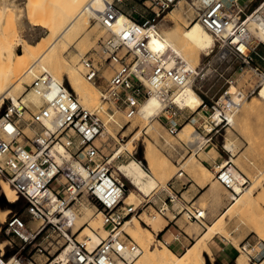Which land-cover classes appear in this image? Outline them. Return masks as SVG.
Here are the masks:
<instances>
[{
	"label": "built area",
	"instance_id": "1",
	"mask_svg": "<svg viewBox=\"0 0 264 264\" xmlns=\"http://www.w3.org/2000/svg\"><path fill=\"white\" fill-rule=\"evenodd\" d=\"M122 1L106 2L98 17L92 18L107 31V36L93 51L97 60L86 55L81 59L83 76L93 84L102 78L100 68L112 71L100 89V108H84L68 84L43 71L34 75L25 88L37 101L18 98L0 115V180L24 201L28 215V220L16 213L5 219V234L16 237L20 244L11 255L0 250V264H117V260L128 264L123 252L128 249L138 255L141 251L132 241H125L126 235L121 238L117 230L126 220L139 218L138 210L143 207H153L160 215L169 208L198 223L204 219L201 211L182 198L186 184L181 183L178 189L173 185L182 174L166 184L162 190L166 198L153 193L137 206L127 202V188L110 171L95 144L105 129L100 113L102 106L107 105L104 111H118L131 118L145 98L155 95L164 103L159 116L168 134L176 136L182 124L189 122L204 138L203 147L213 146V140L231 127V120L254 90H230L231 83L227 81L226 89L209 96L208 90H203V82L222 77L220 63L232 62L237 68L259 70L252 65L259 43L249 44L248 19L264 26V1L245 14L236 0L229 5L224 0H187L195 9V21L213 38V46L205 54L211 59L194 67L173 51L148 48L147 28H157L156 19L176 0H143L149 3L152 17L141 16V23L128 17L130 23L115 29L117 16L122 13L118 4ZM258 58L264 62V57ZM187 84L200 98L194 110L174 102L178 89ZM25 129L33 134L26 135ZM229 161L230 158L219 164L215 178L228 191L234 184L244 190L246 178L238 181L234 175L236 167ZM82 197L97 204L108 232L93 250L75 237L79 228L73 206ZM176 204L179 208H174ZM8 246L13 247L11 242ZM240 249L252 264H264V254H259L254 245L246 243ZM36 255L45 260L38 262Z\"/></svg>",
	"mask_w": 264,
	"mask_h": 264
},
{
	"label": "rangeland",
	"instance_id": "2",
	"mask_svg": "<svg viewBox=\"0 0 264 264\" xmlns=\"http://www.w3.org/2000/svg\"><path fill=\"white\" fill-rule=\"evenodd\" d=\"M185 1L186 4L182 16L180 18H173L172 21L166 19L167 12L174 8L177 3L176 0L167 11L160 14V16L156 19L157 29L172 28L178 33L186 29L188 24L195 20V10H191L188 1ZM256 1L258 3H261L264 0ZM31 2L34 3V5L30 3V0H0V76L5 70L1 63V54L5 50L14 48L18 53H20L22 50V43L24 41H29L32 44H35L34 49H38V47L43 42L51 37L52 30L56 32V25L58 28L66 20V16L63 14L66 12L64 6L69 2V0H31ZM123 2H125V0H123L122 3L118 5H122ZM132 3L141 10H146L150 13L149 3H144L143 0H134V2ZM3 4H6L5 8H3ZM30 5L32 6L33 10L32 14L29 11ZM123 6L124 5H122V7ZM61 14L62 18L59 19L61 17ZM58 21L60 22L57 24ZM43 22L51 24L53 23V29L48 25L41 26L43 25ZM89 29H92L93 36H91L92 38H90L88 42L83 41L85 35L84 33L81 35L78 34L79 36L76 34L74 35V37L71 36L70 39L68 38L66 45L61 41L57 42V44H55V46L52 47V49H50L48 53L50 54L51 50L53 52H56L57 49V52L61 53L59 54V57H61L62 59L65 58L66 60H71L74 57L73 55L75 52H80L82 56L86 55L94 57L97 60L98 58L93 53V51H96L98 49V43L102 38H105L107 36V31L100 27L94 20H92V18L89 19V27L87 30ZM258 43L259 45L256 51L259 54L264 55V42ZM57 45H59L61 48L62 46H64V48L61 49ZM53 52L51 53L53 54ZM54 55L56 57V53ZM207 59H211V56L206 57L205 53L201 52L200 58L196 62L197 64L194 63V65L196 64L195 66H197ZM254 59L256 60L257 64L261 65V68L257 72H255L250 67L237 68L236 66H234V64H232V62L222 64L220 63L219 66L223 74L222 77H216L203 82V90H208L209 96L220 94L222 90L226 89L229 86L228 82H232L230 86L233 84V87L240 88L245 93L254 90V93L248 98L247 101L242 104L238 112L235 114L234 118L232 119L233 124L231 125V127L226 130H222L220 136H217L213 140L219 152L224 154V158H215L217 165L222 160H228V158H230V160H232V164L247 178L245 189H248V187L251 186L250 188L252 191V196H254H251L250 198L254 205L252 204L249 210L243 211L239 208H237L238 210L235 208L236 211L231 210L228 213V216H225V218L220 220L221 224L219 223L218 219L227 208L228 203L232 201H230L229 199V191L222 184L217 182L215 178V171L218 170L217 168H215V166L214 169L209 170L208 173L204 175L196 169L197 165L195 164L196 168H194V165L193 168L197 171L194 173L193 169L189 167V164L188 162H186V160L191 154H194L195 157L196 152H194L187 143L181 141L178 134H176V136L168 134L166 128L163 126L160 120V116L151 121V124L154 126V130L146 131L148 123L140 118L137 113L133 117L127 118L123 113L118 111H111L109 109L107 111H104L107 108V105L102 106L103 112H101L102 114L100 113V117L103 123L105 122L104 125L106 130L104 129L102 135H100L95 140V144L100 148L105 160L108 161V159L114 154L115 149L120 144L125 143L135 133H139L137 140L133 142V148L131 152H127L126 150H124L119 154V156L113 159L110 164L108 163V166L112 173L114 172V169L117 165L125 164L130 159H134L140 163V166L148 174H150L148 165L143 157L144 145L147 142H150L155 147L158 153V163L159 165H162V169L156 174H153L156 180L157 187L149 195V197L153 193L158 194L160 197L163 194L166 195V193L162 190L165 189V186L168 182L174 181L176 174L179 171L183 172V176H181L180 178L181 180L184 179V176H187L192 180L191 183H193V185L190 187V193H183L182 198L186 202H192L193 208L204 212L205 217L202 220V225H199L197 223L190 225V223H192L193 221L187 219L185 215H183L182 219L185 220L188 225H190V227L192 228L191 230H193L196 235L200 234L203 231L202 229H204L206 225H211L213 222H215V229L218 228V233L217 230L214 229V227L212 228L213 234H211L212 231L210 233L213 236H211L209 240L211 256L204 255L206 264H235V259L239 254L245 257L246 260V256H244L242 252L238 251V249L246 243L254 245L256 247L255 250L258 251L259 254H264V241H262L259 235L256 233V231L259 230L260 233L264 234V221H262L264 220V201H261L259 199L260 195L264 194V101H255L254 99H252V97H254L257 93L262 78H264V63H261L257 56H255ZM82 73L81 75H83ZM100 75L102 78H100L96 82V84L89 82L91 86L98 90V100L100 104L95 107V109L100 108V106L102 105L100 101V89L105 85L106 81L110 79L112 71L111 69L104 67L101 68ZM63 81L67 84V80L65 77ZM26 85L28 84L23 82L20 85V89L16 91L17 100L25 93H28V90L25 91ZM233 87H231V90L233 89ZM10 100L12 99L7 97L2 98L0 102V115L10 104ZM251 100V104L253 103V100L255 102L252 104V109L248 111L247 105L251 106L249 104L250 102L248 101ZM82 106L88 110H95L93 108L89 109L84 105ZM108 117H111V119ZM107 119H110L108 123H106ZM185 124H189L190 128L196 131L189 122H185L184 124H182V126ZM106 126L108 128H106ZM107 129H109L110 133L114 134V137H112L111 134L107 132ZM24 132L28 136H31L33 134V131L30 129H25ZM196 132L198 133V131ZM227 141H231L233 143L234 151L233 153L227 152V155H225V153H223L225 152L223 149V145ZM212 150H214V148L211 145L206 148L202 146L200 151H197L199 153L198 157L196 156L195 159L205 165L201 161V158H204V152L207 151H209L211 155ZM113 175L121 180L127 188L125 197L127 196L129 190H134L127 179L121 177L118 174L113 173ZM206 180H209V183H215L216 191H218V193L220 192L218 195V199L212 200L208 197L206 193V186L201 188L203 182H205ZM196 184H198V186ZM137 197V199L134 198L133 200L132 204L134 206H137L142 200L147 199L146 197H143V195H138ZM258 202H260L261 204ZM257 203L259 204V206ZM84 206L92 209L95 214L100 211L99 207L93 200H86L85 197H82L73 206V209L76 210L77 214L76 223L82 221L84 222L85 220L82 217V209ZM177 207L179 208L178 204L174 206V208ZM0 208L9 210V212L5 216V219L8 218L11 214L16 213L23 219L28 220L24 201L21 198H17L14 202H8L4 194L1 192V187ZM146 208L147 206L143 207L141 210H138L139 218H137L136 216V219L139 221V224L141 226L149 229V226H147L143 222L144 219H152L153 217L162 218V216L155 212L153 208L149 207L148 210H146ZM166 215L169 218L172 217V215L168 212L166 213ZM99 217V226H102L105 229V227L103 226L102 215L100 214ZM91 219L92 220L87 221L83 225L88 226L89 222H93L95 225L97 218L93 216ZM4 221L0 222V243L5 242L2 249L4 250L5 254L11 255L18 248L20 243L16 237L5 234ZM219 228L223 231L219 230ZM94 232L98 233V230L94 228ZM77 233L75 234V237L78 241L82 242V240H79L80 238L78 237ZM123 234L127 236V240L125 241H132L141 250V254H143V247L145 246H148L147 249L149 251H153L161 247L158 246L154 236L151 237L141 234L139 238L140 242L137 243L136 241L132 240L130 236L124 231H121L120 233L121 238L125 239V236ZM51 235L52 237H55V234ZM106 236L104 238H106ZM8 242H11L13 246L12 248L8 246ZM162 247L166 246L163 245ZM251 254H254V252H251ZM181 255H175V257L179 259ZM210 258L212 259L210 260ZM34 259L38 262H43L45 260L43 256L38 255L34 256ZM255 263H257V261ZM250 264L252 263L250 262Z\"/></svg>",
	"mask_w": 264,
	"mask_h": 264
},
{
	"label": "bare ground",
	"instance_id": "3",
	"mask_svg": "<svg viewBox=\"0 0 264 264\" xmlns=\"http://www.w3.org/2000/svg\"><path fill=\"white\" fill-rule=\"evenodd\" d=\"M109 1L111 0H69V2L64 6L66 12L63 14L66 16V20L58 28L56 25V32L52 30L51 37L45 42H43L38 47V49H34L35 44H32L29 41H24L22 43V50L20 53H18L14 48L5 50L1 54V58H2L1 63L3 65V68H5V70L0 76V102L2 98L7 97L12 99L10 100L11 103L16 104L17 102L16 91L20 89V85L23 82L29 85L31 82L30 80L34 77V75H38V73L40 74L41 72L44 71L51 74V76L58 79L59 81H62L65 77L68 86L76 94L80 104L84 105L85 107H88L89 109L92 108L95 109V107H97L100 104L98 100V90L93 86H91L89 81H86L84 76L81 75V73L83 72L81 59L84 56H82L80 52H75L73 55L74 57L71 60H66L65 58L62 59L61 57H59L60 56L59 54L61 53L57 52V49L56 52H53L51 50L53 54L51 52L49 54L48 51L52 49V47H54L55 44H57V42L59 41L63 42L66 45L68 38L70 39L71 36L74 37V35L76 34L81 35L84 33L85 35L83 41L88 42L90 38H92L91 36H93L92 29L87 30L89 27V19L97 18L99 13H101L106 7V2ZM30 3L34 5V3L31 2V0ZM185 4H186L185 0H177V3L174 6V8L167 12L166 19L172 21L173 18H180L184 12ZM5 7L6 4H3V8ZM190 9L192 10L194 8H190ZM29 11L31 14L33 13L31 5ZM61 18H62V14L59 19ZM59 22L60 21H58L57 24ZM127 23H130V19L124 14L120 13L117 16L114 28L116 29ZM52 24L43 22V25L41 26L48 25L53 29ZM248 27H249L248 41L250 45L253 46L256 45L258 42H264V26L254 21L253 18H249ZM147 30H148L149 50L162 51V52L166 50L173 51L174 53L182 57L191 67H194L197 64L196 62L199 60L201 52L207 54L208 50L213 46L212 36L200 25L199 22L195 20L190 22L186 27V29L184 30L181 29L182 31L180 33L176 32L172 28L157 29V28L149 27L147 28ZM62 48H64V46H62ZM55 53H56V57L54 55ZM194 63L196 64L194 65ZM233 86H234L233 84L230 86V90L231 87ZM20 98L22 101L25 100H30L31 102L37 101V97L30 92L25 93ZM252 99H254L255 101L257 100L264 101V78H262L257 93L254 97H252ZM254 100L253 103L255 102ZM174 102L180 107H188L194 110L199 105L200 98L190 87V85L187 84L178 89L177 96ZM248 102H250L249 104L251 106L247 105L249 108V109L247 108V110L250 111V109H252L253 103L251 104L252 100ZM163 105H164L163 101H161L160 98H158L155 95H151L145 98L141 102L137 114L146 123H148L147 124L148 127L146 131L154 130V126L151 124L152 123L151 121L159 116L163 108ZM108 118L111 119V117ZM110 119H107L106 123H108ZM232 124H233V120H231V125ZM106 128L108 127L106 126ZM107 132L110 133L109 129H107ZM198 133L192 130L189 124L183 125L177 132V134L179 135V139L187 143L193 149L194 152L200 150L204 144V138ZM110 134L112 137H114L113 133ZM138 136L139 133L137 132L133 136H131L125 143L120 144L115 149L114 154L108 159L107 162L110 164V162L113 159H115L117 156H119V154L124 150H126L127 152H131L133 148V142L137 140ZM55 148L59 153H62V148L60 146L56 145ZM223 149L228 153H233L234 145L231 141H227L226 143H224ZM208 155H210V153H208ZM211 156L212 158L218 156L215 150L211 151L210 157ZM143 157L148 165L150 174H148L140 166V163L134 159H130L125 164L117 165L113 172L114 174H118L121 177L127 179L130 185L133 187L134 190H129L127 194V202L129 204H132L134 198L137 199L138 195L141 196L143 195V197L149 196L157 187L156 180L153 174L159 172L162 169V165H159L158 153L155 147L150 142H147L144 145ZM186 162H188L189 167L193 169L194 173L197 170L204 175L208 173L207 168L202 163L198 162L195 159L194 154H191L187 158ZM224 162L225 160H222L221 162H219V164H224ZM229 162L232 163V160H230ZM195 164L197 165L196 166L197 168L195 167ZM219 164L216 165L217 169L219 168ZM193 165L194 168H196L197 170L193 168ZM181 174H183V172L179 171L177 172L176 175L180 176ZM241 174L242 173L236 168V172H234V175L240 182L244 178H246L243 174H242L243 176ZM209 182H210L209 180L203 182L201 188L206 186L207 187L206 193L208 197L212 200L218 199L219 198L218 195L220 192L218 193V191H216V185L214 182L212 183ZM217 182L219 181L217 180ZM196 185L198 186V184ZM0 187H1V192L4 194L8 202H14L18 198L17 195L14 193L13 189L9 187V185L6 182L4 181L2 182V180H0ZM250 187L251 186H249L248 189L242 190L238 184L232 185V190L229 191V196H230L229 199L232 202L228 203L227 208L218 219L220 224H221L220 220L225 218V216H228V213L231 210L234 211L235 208L236 209L239 208L245 211L251 208L253 203L252 200H250L252 196V191ZM259 199L261 201H264V194H261ZM8 212L9 210L0 208V222L4 221L5 216L7 215ZM82 213H83L82 217L85 220L84 222L82 221L76 223V227L80 228L77 234L78 237L80 238L79 240H82V243L86 246V248L88 250H93L102 240V238H104L108 234V232L102 226H99L100 212L95 214L92 209L84 206L82 209ZM201 214L204 216V212L201 211ZM93 216L97 218L95 225L93 222H92L93 224L89 222L88 226L83 225L87 221L92 220L91 218ZM143 222L147 226H149L150 229L141 226L139 224V221L135 217H132L131 219L126 220L124 224L121 225V227L117 230V233L124 231L126 234L130 236L132 240L139 243L140 242L139 238L141 234L152 237L153 234L150 230L152 229L153 231H156L158 228H161V226H163L164 224V220L161 217L160 218L153 217L152 219L146 218L144 219ZM199 224H202V221ZM214 224L215 222H213L211 225H206L204 232L203 233L201 232L202 234L196 239L194 244L188 247L179 259H177L175 255L166 247H162L163 246L162 243L157 241L156 242L158 246H161L159 247V249L149 251L147 249L148 246H145L143 247V254H141L140 252V255L139 254L137 255L136 253H131L127 249L123 252L122 255L129 261L128 264H206L204 255L205 254L210 255V251L207 247V242L210 240L212 236L211 234H213L212 228L214 227ZM94 228L98 230V233L94 232ZM220 228L219 230H222ZM215 230H217L218 233V228ZM256 233L259 235L261 240L264 241V234L260 233L259 230L256 231ZM4 243L5 242L0 243V250H2L3 252L4 250L2 248ZM239 251L242 252L244 256H246V260L245 257L239 254L235 260V264H250L248 255L244 253L241 249ZM62 256L63 253H61V257ZM211 259L212 258H210V260ZM28 264H34V263L30 262ZM117 264H123V263L121 262V260H117ZM254 264H260V263L257 262Z\"/></svg>",
	"mask_w": 264,
	"mask_h": 264
},
{
	"label": "crops",
	"instance_id": "4",
	"mask_svg": "<svg viewBox=\"0 0 264 264\" xmlns=\"http://www.w3.org/2000/svg\"><path fill=\"white\" fill-rule=\"evenodd\" d=\"M231 1L232 0H224V2L227 5H229L231 3ZM236 1L244 9L245 14H249L251 11H253L260 4V2L258 3L256 0H236ZM132 2H134V0H125V2H123V4H122V5H124L123 7H122V5H118V7L120 8V10L122 11V13L125 16H127V17H129V18H131V19H133L139 23H141L143 21L141 16H144V17L149 18V19L152 17L151 12L149 13L146 10H141L136 5H134ZM252 56H253L252 65L257 66L260 69L261 65L256 63V60L254 59V57L255 56L264 57V55H261L256 51L255 54H253ZM261 63H264V62L261 61ZM213 148L218 155L217 157H213V158H212V156L210 157V155H208V153L210 151L209 150V151H207V153L204 152L205 156H204V158H201V161L207 166L206 167L204 165L208 169V171L214 169V166L217 165L215 158H224V156H223L224 154L219 152V150L217 149L215 144L213 145ZM198 153L199 152L195 153V155L197 157H198ZM223 153H225V155H227L226 151ZM196 156H195V158H196ZM182 176H183V174H182ZM186 177L184 176V179H182V180L180 179L179 181H175L173 184L174 187L177 189L180 187L181 183L186 184V189L182 190V194L183 193H187V194L190 193V189H191L190 187L193 185V183H191L192 180L190 178H188V177L186 178ZM164 198H166V195H164V194L161 195L160 199H164ZM159 204H160V201L157 200L156 206H158ZM189 204H191V206H192L193 203L190 202ZM148 208L149 207H147L146 210H148ZM167 212L172 215L171 218H169L166 215ZM161 216L164 220L163 226H161V228H158L156 231H153L152 229L150 231L152 232L156 241L160 242L164 246H166V248L168 250H170L174 255H181L188 247H190L194 244L196 239L205 230V227H204V229H202L203 230L202 233L198 234V236H197L196 233L193 230H191L192 228L190 227V225H193L195 222L193 221L192 223H190V225H188V223L182 219V217H183L182 214L173 212L169 208ZM197 224H199V223H197ZM199 225H202V224H199ZM190 232H191V234H190ZM209 244H210V241L207 242V247H208L210 254H211V248L209 247ZM239 250H240V248L238 249V251ZM205 255H207V254H205Z\"/></svg>",
	"mask_w": 264,
	"mask_h": 264
}]
</instances>
